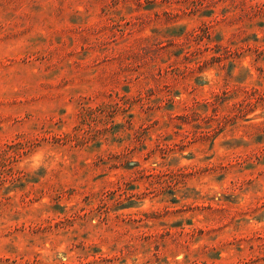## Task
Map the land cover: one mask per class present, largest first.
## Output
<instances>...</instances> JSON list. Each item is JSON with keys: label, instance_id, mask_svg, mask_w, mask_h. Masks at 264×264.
<instances>
[{"label": "rangeland", "instance_id": "rangeland-1", "mask_svg": "<svg viewBox=\"0 0 264 264\" xmlns=\"http://www.w3.org/2000/svg\"><path fill=\"white\" fill-rule=\"evenodd\" d=\"M0 264H264V0H0Z\"/></svg>", "mask_w": 264, "mask_h": 264}]
</instances>
